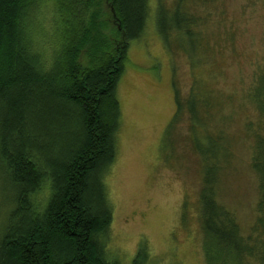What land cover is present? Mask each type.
<instances>
[{
    "label": "trees",
    "instance_id": "trees-1",
    "mask_svg": "<svg viewBox=\"0 0 264 264\" xmlns=\"http://www.w3.org/2000/svg\"><path fill=\"white\" fill-rule=\"evenodd\" d=\"M44 1L0 0V160L15 189L0 264H121L105 250L113 222L105 182L118 157V84L131 43L148 26L150 0H51L54 14L48 32H41L50 39L48 52L34 30ZM238 2L158 0L156 14L164 46L187 57L193 76L187 95L175 88L163 143L174 148L186 119L179 148L191 149L200 176L205 264H264V49L252 60L249 79L239 76L237 93L224 94L199 78V68L215 65L218 54L236 51L234 13L246 19L264 6V0ZM111 19L117 27L106 34ZM240 143L258 180L255 222L246 235L218 200L222 176L243 164ZM148 258L142 247L133 264Z\"/></svg>",
    "mask_w": 264,
    "mask_h": 264
},
{
    "label": "rangeland",
    "instance_id": "rangeland-1",
    "mask_svg": "<svg viewBox=\"0 0 264 264\" xmlns=\"http://www.w3.org/2000/svg\"><path fill=\"white\" fill-rule=\"evenodd\" d=\"M245 1L239 0L238 6ZM150 4L148 26L143 36L131 43L118 84L121 128L118 157L105 182L113 206L105 250L121 264H133L142 247L149 257L146 264H205L198 221L200 206L196 202L200 176L191 149L179 148L186 119L175 133L174 148L163 143V133L176 110L175 88L187 95L193 76L187 57L164 46L156 29L158 0H150ZM53 9L54 2L45 0L35 15V36L46 52L51 42L41 32H48L47 21ZM234 14L240 25L236 51L218 54L215 65L202 66L198 72L200 79L211 81L210 87L224 94L240 91L241 75L249 79L254 71L252 60L264 49V6L253 7L246 19ZM112 19L106 34L117 27ZM239 123L236 120L233 126ZM165 148L169 149L167 156L162 154ZM244 148L243 143L237 148L243 164L236 162L237 169L222 176L218 200L235 216L246 235L255 222L258 180L245 164ZM14 191L0 160V239L14 211ZM48 192L44 187L38 198L44 201Z\"/></svg>",
    "mask_w": 264,
    "mask_h": 264
}]
</instances>
